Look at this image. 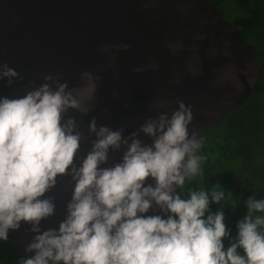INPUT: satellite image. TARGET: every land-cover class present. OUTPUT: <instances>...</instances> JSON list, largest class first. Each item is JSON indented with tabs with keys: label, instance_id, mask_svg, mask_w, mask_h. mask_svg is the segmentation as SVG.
<instances>
[{
	"label": "clouds",
	"instance_id": "clouds-1",
	"mask_svg": "<svg viewBox=\"0 0 264 264\" xmlns=\"http://www.w3.org/2000/svg\"><path fill=\"white\" fill-rule=\"evenodd\" d=\"M112 47L102 45L104 51ZM115 47L127 50L129 45ZM59 75H45L43 83L23 96L0 97V239L7 240L9 230H18L22 221L37 233L25 248L35 255L20 264H264V215H254L264 214V199L248 198L247 215L225 251L222 238L229 232L223 212L203 218L209 193L190 190L188 199L174 194L186 180L203 177L205 157L197 154L203 142L197 132L189 135L190 106L178 100L170 116L161 111L128 135L124 126L113 130L93 117L85 136L76 119L65 116L70 109L87 115L95 108L101 77L85 70L80 73L83 83L69 88ZM5 78L9 86L14 78L23 80L3 63L0 80ZM141 133L151 138L150 144L142 142ZM82 141L91 147L76 167ZM122 148L120 163L99 167L107 163L110 149ZM70 168L75 187L67 217L58 230L41 233L40 222L54 214L55 205L40 197ZM148 177L155 186H144ZM210 196L219 203L225 192L212 190ZM153 202L172 215H138L147 213Z\"/></svg>",
	"mask_w": 264,
	"mask_h": 264
},
{
	"label": "water",
	"instance_id": "water-1",
	"mask_svg": "<svg viewBox=\"0 0 264 264\" xmlns=\"http://www.w3.org/2000/svg\"><path fill=\"white\" fill-rule=\"evenodd\" d=\"M105 44L113 46L110 51L102 49ZM118 44L129 47L116 48ZM3 63L23 80L14 78L11 86L6 78L0 80V97L23 96L48 74L59 73L69 88L83 83L80 73L85 70L100 75L95 108L87 115L70 109L65 116L74 117L85 136L93 117L113 130L124 126L128 135L161 111L170 116L179 100L190 106L189 135L195 131L198 138L250 96L263 67L255 46L210 0H0ZM139 138L151 143L143 133ZM90 147L88 141L81 142L76 167ZM123 151L110 149L107 163L99 167L120 163ZM149 184L155 186L151 177L144 186ZM74 187L70 168L40 197L51 198L55 205L54 214L41 220V233L58 230L66 219ZM138 215L167 219L172 214L153 202L147 213ZM31 227L22 221L18 230L8 232V243L24 259L35 255L25 251L37 235Z\"/></svg>",
	"mask_w": 264,
	"mask_h": 264
},
{
	"label": "trees",
	"instance_id": "trees-1",
	"mask_svg": "<svg viewBox=\"0 0 264 264\" xmlns=\"http://www.w3.org/2000/svg\"><path fill=\"white\" fill-rule=\"evenodd\" d=\"M210 1L219 8L222 0ZM230 1L241 12L233 18L232 24L255 46L262 61L258 83L264 86V0ZM250 96L227 118L202 133L203 143L197 154L205 157L201 164L203 177L186 180L184 188L179 187L176 193L182 199L189 198L190 190L203 189L209 193L210 203L203 218L210 213L223 212V222L229 232L228 237L222 238L225 251L237 237L238 223L247 215L248 198L264 199V101ZM223 126L227 128L213 138L207 136ZM212 190L224 191L225 199L212 202ZM240 255H245L244 251Z\"/></svg>",
	"mask_w": 264,
	"mask_h": 264
},
{
	"label": "rangeland",
	"instance_id": "rangeland-1",
	"mask_svg": "<svg viewBox=\"0 0 264 264\" xmlns=\"http://www.w3.org/2000/svg\"><path fill=\"white\" fill-rule=\"evenodd\" d=\"M219 9L223 12L226 20L232 21L235 16L240 14V10L230 0H222L218 3ZM250 98H257L264 101V86L258 83L255 90L251 94ZM227 126L216 128L215 131H210L207 136L212 137L219 132L224 131ZM224 136V135H223ZM239 254L243 252L242 248H238ZM22 257L13 250V248L7 243V240L0 239V264H20Z\"/></svg>",
	"mask_w": 264,
	"mask_h": 264
},
{
	"label": "bare ground",
	"instance_id": "bare-ground-1",
	"mask_svg": "<svg viewBox=\"0 0 264 264\" xmlns=\"http://www.w3.org/2000/svg\"><path fill=\"white\" fill-rule=\"evenodd\" d=\"M213 138V137H212ZM218 140V139H217Z\"/></svg>",
	"mask_w": 264,
	"mask_h": 264
}]
</instances>
